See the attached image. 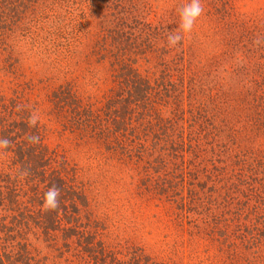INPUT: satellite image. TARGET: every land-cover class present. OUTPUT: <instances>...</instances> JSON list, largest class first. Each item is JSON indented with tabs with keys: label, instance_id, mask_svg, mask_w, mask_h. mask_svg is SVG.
I'll use <instances>...</instances> for the list:
<instances>
[{
	"label": "trees",
	"instance_id": "1",
	"mask_svg": "<svg viewBox=\"0 0 264 264\" xmlns=\"http://www.w3.org/2000/svg\"><path fill=\"white\" fill-rule=\"evenodd\" d=\"M244 1L201 0L168 47L187 0H0V264H264V0ZM164 202L170 256L120 237Z\"/></svg>",
	"mask_w": 264,
	"mask_h": 264
},
{
	"label": "rangeland",
	"instance_id": "2",
	"mask_svg": "<svg viewBox=\"0 0 264 264\" xmlns=\"http://www.w3.org/2000/svg\"><path fill=\"white\" fill-rule=\"evenodd\" d=\"M248 1L243 8L253 10L263 4L262 1L253 2ZM247 2L244 1V3ZM136 177V176H129ZM157 204V203H156ZM175 208L173 203H162L159 207L151 206L150 208L143 210L141 214H137V217L132 215L129 217L130 223H121L120 232L121 238H127L131 241V245H143L152 254H158L160 257H168L170 245L173 243L174 234L173 228H170L169 214L171 209ZM206 253H213V249L206 251Z\"/></svg>",
	"mask_w": 264,
	"mask_h": 264
},
{
	"label": "clouds",
	"instance_id": "3",
	"mask_svg": "<svg viewBox=\"0 0 264 264\" xmlns=\"http://www.w3.org/2000/svg\"><path fill=\"white\" fill-rule=\"evenodd\" d=\"M204 9L201 0H187L179 9V26L178 31L168 35V47H175L180 44L185 36L192 32L198 18L202 15ZM259 42V41H258ZM35 122V120H33ZM8 141H0V147H7ZM59 190L55 187L50 188L43 194V207L45 210L54 209L58 206Z\"/></svg>",
	"mask_w": 264,
	"mask_h": 264
}]
</instances>
